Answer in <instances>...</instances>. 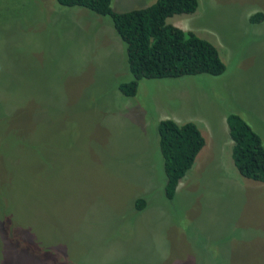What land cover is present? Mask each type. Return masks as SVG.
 Segmentation results:
<instances>
[{"label":"rangeland","instance_id":"374dc122","mask_svg":"<svg viewBox=\"0 0 264 264\" xmlns=\"http://www.w3.org/2000/svg\"><path fill=\"white\" fill-rule=\"evenodd\" d=\"M165 21L211 42L225 70L141 78L124 96V46L107 17L0 0V264H264V182L234 167L225 122L237 113L264 146V0H197ZM164 118L204 138L172 198Z\"/></svg>","mask_w":264,"mask_h":264},{"label":"trees","instance_id":"16d2710c","mask_svg":"<svg viewBox=\"0 0 264 264\" xmlns=\"http://www.w3.org/2000/svg\"><path fill=\"white\" fill-rule=\"evenodd\" d=\"M111 0H56L60 5L85 8L109 19L123 43L126 68L130 78L117 83L124 96H133L141 78H177L187 75H219L225 70L216 47L189 30L166 23L178 13H192L197 0H154L150 4L125 11L111 8ZM261 12L252 13V23L261 21ZM231 140L230 157L244 177L264 182V146L260 136L237 113L225 118ZM157 145L164 173L163 193L172 198L179 179L192 165L204 145V138L192 121L177 123L170 118L156 123ZM146 199L133 200L136 210Z\"/></svg>","mask_w":264,"mask_h":264}]
</instances>
